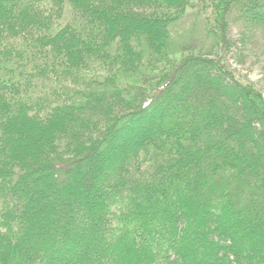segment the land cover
Here are the masks:
<instances>
[{
  "label": "trees",
  "instance_id": "1",
  "mask_svg": "<svg viewBox=\"0 0 264 264\" xmlns=\"http://www.w3.org/2000/svg\"><path fill=\"white\" fill-rule=\"evenodd\" d=\"M236 48L264 81V0H0V264H264Z\"/></svg>",
  "mask_w": 264,
  "mask_h": 264
},
{
  "label": "rangeland",
  "instance_id": "2",
  "mask_svg": "<svg viewBox=\"0 0 264 264\" xmlns=\"http://www.w3.org/2000/svg\"><path fill=\"white\" fill-rule=\"evenodd\" d=\"M231 35H232V40L234 41L236 39V32L234 30H232ZM250 46L251 45L247 41V48H249ZM236 49H234L233 52H230L228 57H227V58H229L228 61L232 65V68H236V70L239 73H241L244 76L250 78L252 81H255V82H258V83L262 84L264 81H263L262 77L260 76V74L258 73L254 63H252V64L247 63V62H250L249 60L247 61L248 58H246L248 55H246L244 57V58H246L245 62L244 61H240L239 60L240 59V50L238 48H236ZM261 87H263V86H261ZM263 98H264V93H263Z\"/></svg>",
  "mask_w": 264,
  "mask_h": 264
}]
</instances>
